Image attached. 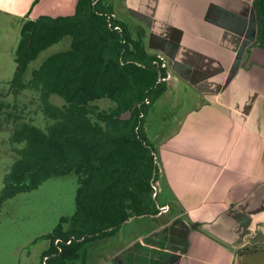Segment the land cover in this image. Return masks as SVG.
<instances>
[{
  "label": "crops",
  "instance_id": "crops-1",
  "mask_svg": "<svg viewBox=\"0 0 264 264\" xmlns=\"http://www.w3.org/2000/svg\"><path fill=\"white\" fill-rule=\"evenodd\" d=\"M254 2L102 1L146 55L169 64L172 78L143 125L155 143V201L164 194L155 205L168 210L89 242L75 264L100 255L92 264H264V41ZM75 5L0 0V14L21 25L72 16ZM63 41L45 51H66ZM153 121L170 129L149 136Z\"/></svg>",
  "mask_w": 264,
  "mask_h": 264
},
{
  "label": "trees",
  "instance_id": "trees-1",
  "mask_svg": "<svg viewBox=\"0 0 264 264\" xmlns=\"http://www.w3.org/2000/svg\"><path fill=\"white\" fill-rule=\"evenodd\" d=\"M102 1L76 0L68 17L23 20L13 56L16 70L7 83L14 101L27 90L37 93L47 123L43 128L20 123L12 132L11 142L21 147L3 177L0 207L50 178L76 176L75 212L60 218L44 236L50 243L41 255L48 256L45 264L84 261L89 242L110 236L133 216L158 211L152 198L158 177L155 149L143 125L166 90V84L158 82L163 72L153 64L156 56L146 55L142 41L131 40L123 24L107 19L112 11ZM262 3L254 2L262 22L261 44ZM64 39L69 48L45 57L23 81L29 64ZM101 100L111 107L99 109ZM4 107L0 102V113ZM55 239L61 240L57 247Z\"/></svg>",
  "mask_w": 264,
  "mask_h": 264
},
{
  "label": "rangeland",
  "instance_id": "rangeland-1",
  "mask_svg": "<svg viewBox=\"0 0 264 264\" xmlns=\"http://www.w3.org/2000/svg\"><path fill=\"white\" fill-rule=\"evenodd\" d=\"M262 6L264 9V0ZM21 25L18 19L0 14V102L6 105L0 113V191L4 175L17 159L15 150L21 147L11 142L15 127L20 123L31 122L43 128L47 123L39 110L37 93L27 90L14 101L8 92L7 83L16 70L13 56L20 39ZM50 51L53 50L44 51L29 64L23 81L30 78L31 71L38 67ZM99 109H106V105L100 104ZM14 117H17V123ZM169 129L170 126L160 127L153 121L148 135H161L160 131L164 133ZM150 143L155 146L154 142ZM76 188V176L71 173L64 177L50 178L37 189L3 202L0 207V264H41V255L49 248V241L44 236L53 231L60 218H68L75 212ZM163 201L164 194L159 195L153 204H161ZM139 221L137 219L125 225L126 232L129 228L139 226ZM105 251L106 248H96L94 254L101 252L104 255ZM100 257H91L88 264L99 262Z\"/></svg>",
  "mask_w": 264,
  "mask_h": 264
},
{
  "label": "flooded vegetation",
  "instance_id": "flooded-vegetation-1",
  "mask_svg": "<svg viewBox=\"0 0 264 264\" xmlns=\"http://www.w3.org/2000/svg\"><path fill=\"white\" fill-rule=\"evenodd\" d=\"M112 16V17H111ZM111 16H109V17H107V19L109 20V19H114L115 20V17H114V15L113 14H111ZM115 30H117L118 32H120V29L118 28V27H115L114 28ZM123 44H125V41L123 40V42H122ZM158 56V55H157ZM157 56H156V59H155V61H153V64L155 65V66H157V67H159L160 69H161V71L163 72V76H161V77H159V80H158V82H163V83H165L166 84V86H167V84L170 82L169 80H166V69L165 68H161L159 65H157L156 63H157ZM168 69H169V66H168ZM170 70V69H169ZM148 104H149V100L148 99H145L144 100V105L146 106H148ZM140 117H144L143 116V114H141L140 113ZM126 119V118H125ZM124 120V119H123ZM156 157V156H155ZM157 215H159V213H160V211H159V208H157ZM156 215V214H155ZM154 216V215H153ZM133 218H136L135 216H133V217H131V218H129L127 221H129L130 219H133ZM72 241V238L68 241V242H66V245H68V244H70V242ZM58 243H61V240L60 239H55V240H53V245L55 246V247H57L58 246ZM49 246H50V243H49ZM59 252H60V249H59ZM47 258H48V256H44L43 258H41V263L42 264H45V261L47 260Z\"/></svg>",
  "mask_w": 264,
  "mask_h": 264
},
{
  "label": "built area",
  "instance_id": "built-area-1",
  "mask_svg": "<svg viewBox=\"0 0 264 264\" xmlns=\"http://www.w3.org/2000/svg\"><path fill=\"white\" fill-rule=\"evenodd\" d=\"M156 64L159 65L161 68L166 69V80H171L172 76H171L170 70L168 69V66H169L168 61L163 56H157V63ZM155 162H156V157H155ZM156 165H157V162H156ZM156 195H157V188L155 185H153L152 186V198H155ZM158 208H159V211L161 213H164L168 210L167 206L158 207Z\"/></svg>",
  "mask_w": 264,
  "mask_h": 264
},
{
  "label": "water",
  "instance_id": "water-1",
  "mask_svg": "<svg viewBox=\"0 0 264 264\" xmlns=\"http://www.w3.org/2000/svg\"><path fill=\"white\" fill-rule=\"evenodd\" d=\"M261 27H262V22H261V19H260V17H259L258 29H259L260 31H261ZM129 115H130V111H129V112H126L124 115H122V116L120 117V119L123 120V119L127 118ZM156 167L158 168V165H156ZM124 223H125V222H124ZM124 223H123V224H124Z\"/></svg>",
  "mask_w": 264,
  "mask_h": 264
}]
</instances>
